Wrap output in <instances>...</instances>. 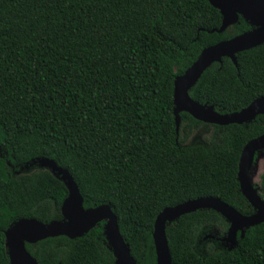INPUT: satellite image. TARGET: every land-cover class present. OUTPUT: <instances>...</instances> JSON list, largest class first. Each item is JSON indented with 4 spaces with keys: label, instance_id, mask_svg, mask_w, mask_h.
Instances as JSON below:
<instances>
[{
    "label": "trees",
    "instance_id": "16d2710c",
    "mask_svg": "<svg viewBox=\"0 0 264 264\" xmlns=\"http://www.w3.org/2000/svg\"><path fill=\"white\" fill-rule=\"evenodd\" d=\"M209 0H0V264H10L5 231L16 221L62 220L66 184L37 158L69 170L86 209L110 205L137 264H157L153 232L166 208L220 198L255 213L242 194L245 145L264 135V115L245 124L210 125L174 116V83L201 52L251 30L225 32ZM205 71L190 96L221 113L264 97V44ZM205 143L185 145L197 127ZM264 199V172L261 175ZM105 222L84 236L26 244L39 264H115ZM230 224L211 209L167 226L173 264H264V223L238 233L233 249L199 248Z\"/></svg>",
    "mask_w": 264,
    "mask_h": 264
},
{
    "label": "water",
    "instance_id": "95a60500",
    "mask_svg": "<svg viewBox=\"0 0 264 264\" xmlns=\"http://www.w3.org/2000/svg\"><path fill=\"white\" fill-rule=\"evenodd\" d=\"M209 1L222 15V25L214 32H225L229 27L238 24L240 18L251 25V30L205 48L192 66L183 75L176 78L174 116L177 134H179L181 126L182 113H188L196 120L206 124L222 126L250 123L258 116L264 115V97L257 98L241 111L221 113L215 109L214 105L201 104L190 96L191 89L214 63L222 64L224 58H229L237 66L239 53L264 44V0ZM261 151H264V135L245 145L241 153L238 172L241 192L250 202L255 213L244 215L216 197L189 200L164 209L157 216L153 232L157 264H173L167 226L186 214L204 209L220 213L230 224L229 232L223 239L229 244L230 249L236 245L239 232L244 237L247 229L264 223V199L261 196V187L254 185L251 176L257 155ZM33 165H38L41 169H48L59 177L66 184L69 195L62 204V220L44 223L33 218H23L14 222L5 231L10 264H39L27 250L26 244H36L48 238L61 236L77 239L90 232L101 222H105L104 231L109 248L114 253L115 264H137L121 233L118 217L110 205L104 204L86 209L79 186L69 170L49 158H37L27 164V166Z\"/></svg>",
    "mask_w": 264,
    "mask_h": 264
},
{
    "label": "rangeland",
    "instance_id": "374dc122",
    "mask_svg": "<svg viewBox=\"0 0 264 264\" xmlns=\"http://www.w3.org/2000/svg\"><path fill=\"white\" fill-rule=\"evenodd\" d=\"M210 133H211L210 129H207L204 126L203 127L198 126L195 134L188 140L187 143H185V145L205 143ZM5 154H6V150L0 147V156H4ZM37 168H39L38 165H33V166L25 165L24 167H21L20 172L28 173ZM263 172H264V151H261L257 155L255 164L251 172L252 181L255 186H260L261 175L263 174ZM224 238H226V236L222 237L218 229H213L207 235H204L202 239H200L199 248L203 250L207 244L213 243V241L215 240L219 241L220 247L227 248L229 247V244L224 242L223 240Z\"/></svg>",
    "mask_w": 264,
    "mask_h": 264
}]
</instances>
